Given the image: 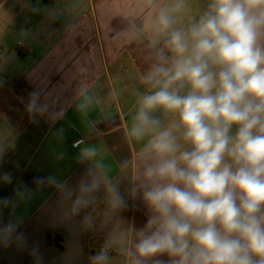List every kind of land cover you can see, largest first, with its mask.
Instances as JSON below:
<instances>
[{
  "label": "clouds",
  "instance_id": "obj_1",
  "mask_svg": "<svg viewBox=\"0 0 264 264\" xmlns=\"http://www.w3.org/2000/svg\"><path fill=\"white\" fill-rule=\"evenodd\" d=\"M145 2L151 15L117 33L142 45L147 61L138 77L144 91H134V114L124 120L131 157L118 171L129 179L127 197L101 149L81 142L77 159L89 167L69 212L88 208L103 188L111 212L127 209L131 198L149 214L140 229L110 233L91 264H113L110 251L122 264H264V0H199L195 12L192 0ZM121 80L114 79L107 104L84 86L78 91L75 110L90 135L102 133L89 114L119 104ZM27 110L49 113L37 92ZM50 115L58 120L64 113ZM56 135L62 139L64 129ZM13 147L0 140V156ZM11 181L10 173L0 174V182ZM16 198L0 199V208L14 210L28 196L18 187ZM83 223L91 228L94 218ZM17 227H0V244L15 236L22 245Z\"/></svg>",
  "mask_w": 264,
  "mask_h": 264
},
{
  "label": "crops",
  "instance_id": "obj_2",
  "mask_svg": "<svg viewBox=\"0 0 264 264\" xmlns=\"http://www.w3.org/2000/svg\"><path fill=\"white\" fill-rule=\"evenodd\" d=\"M198 4L192 0L194 12ZM151 12L145 0H0V140L14 142L0 156V174L12 176L11 183L0 182V199L16 200L18 187L28 196L14 210L0 208V227L18 222L16 232L24 235L22 245L15 236L8 246L0 244V264H91L110 233L129 225L140 229L147 222L141 199L129 198L127 209L113 213L103 188L88 208L76 215L69 209L89 167L77 159L81 142L101 149L127 197L129 179L118 171L119 162L131 157L124 120L134 114V91H144L138 77L147 61L142 45L127 43L117 33ZM116 77L126 91L118 105L89 114L100 121L102 133L90 135L75 110L77 93L84 86L107 104ZM33 92L49 113L34 117L27 110ZM60 111L62 119L50 115ZM59 128L62 139L56 135ZM49 177L56 183H48ZM86 215L94 218L91 228L83 223ZM109 255L113 264H122L114 251Z\"/></svg>",
  "mask_w": 264,
  "mask_h": 264
},
{
  "label": "rangeland",
  "instance_id": "obj_3",
  "mask_svg": "<svg viewBox=\"0 0 264 264\" xmlns=\"http://www.w3.org/2000/svg\"><path fill=\"white\" fill-rule=\"evenodd\" d=\"M127 79V78H126Z\"/></svg>",
  "mask_w": 264,
  "mask_h": 264
}]
</instances>
